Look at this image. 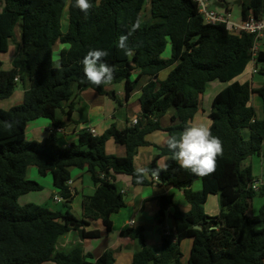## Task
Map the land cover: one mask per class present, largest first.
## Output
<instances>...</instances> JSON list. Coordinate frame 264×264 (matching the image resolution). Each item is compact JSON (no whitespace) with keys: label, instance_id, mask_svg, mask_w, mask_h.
<instances>
[{"label":"trees","instance_id":"16d2710c","mask_svg":"<svg viewBox=\"0 0 264 264\" xmlns=\"http://www.w3.org/2000/svg\"><path fill=\"white\" fill-rule=\"evenodd\" d=\"M239 2L244 20L264 19V0ZM91 3L93 8L85 14L75 7V0H0V55L7 54L11 46L15 49L10 68H5L0 58V102L14 94L19 81H30L20 103L9 109L0 106V264H115L110 250L93 262V255L80 245L60 249L59 242L71 231L81 239L100 237V230L88 229L95 220H101L111 231V215L126 206L125 194L116 184L120 175L129 176L134 185L175 186L184 191L191 204L190 211L184 212L176 206L173 195L156 198L160 222L176 206V239L164 235L158 249L147 245L144 227L121 232L122 237L142 243L132 264H264V202L257 213L252 211L255 197L264 199V181L255 189L253 183L258 179L244 167L249 157L264 159V83L256 91L263 101L260 118L251 103L255 88L250 82L234 81L253 59L254 35L233 33L225 24L207 23L196 0ZM65 10L68 28L63 31ZM137 17L143 18V23L132 31ZM17 26H21L20 37ZM121 35L128 36L132 55L125 56L116 47ZM60 43L69 47H64L54 61V48ZM169 44L172 54L165 58ZM97 48L109 51L104 59L115 70L112 81L99 87L87 80L81 62L90 49ZM256 63L264 75V49H260ZM171 67L166 79H157L161 71ZM144 77L147 83L140 97L137 124L130 121L120 129L114 123L102 135L84 129L78 143L59 144L56 132L66 123L57 111L63 110L68 120L72 119L75 105L70 103L65 110L64 103L72 98L74 83L118 102L116 93L107 90L108 85L125 82L128 99ZM215 80L230 83L215 97L210 114L211 131L223 142L215 172L200 177L179 167L166 144L158 148L146 167L160 170L158 180L151 173L138 180L135 156L140 147L150 144L149 133L163 129L159 119L175 109L172 121L179 123L165 130L169 136L179 137L198 112L208 83ZM41 117L52 121L53 130L41 140L28 141L29 122ZM110 139L126 147L125 156L107 152ZM162 156H167L164 169L158 165ZM29 162L42 176L52 175L66 212L19 203L20 197L43 189L38 181L28 178ZM72 167L86 168L97 185L95 193L83 200L82 217L73 215L68 207L75 194L69 186ZM197 178L202 180L200 191L190 188ZM217 194L221 210L208 215L204 206L210 195ZM189 238L192 247L185 263L181 242Z\"/></svg>","mask_w":264,"mask_h":264},{"label":"crops","instance_id":"0c3cea01","mask_svg":"<svg viewBox=\"0 0 264 264\" xmlns=\"http://www.w3.org/2000/svg\"><path fill=\"white\" fill-rule=\"evenodd\" d=\"M208 2L209 9L212 11H216L218 13L229 12L231 14L230 18L232 22L240 23L244 20L242 17V9L239 0H208ZM235 4H238L239 6L238 13H234ZM65 13L67 15V22L66 20L65 24L64 20L62 22L64 31H66L68 28L67 10H65ZM64 47H69V45L60 43L57 44L56 49L54 48V57L56 60L59 59L60 51ZM260 49H264V41L260 43ZM171 54L172 48L169 44L163 56L165 58H169ZM13 59L14 58H12V56L8 59L9 61H11V65ZM172 68L173 67L161 71L157 75V79H166ZM252 68L253 65L251 69H248L246 73L247 77L242 78L245 80H242L240 78V75L234 81H239L241 83L250 82L253 88H259L261 84L263 85L264 81L255 84L254 78L256 73L252 72ZM135 77L136 74H133L132 78L134 79ZM146 83L147 77H144L140 81L136 89H134V91L131 93V96L128 99L126 98L125 82L108 85L107 90L116 93L119 103L110 95H101L91 88L80 89L79 85L77 83H74L72 85L74 94L70 101L64 103L65 110H67V107L70 103H73L75 105V109L72 112V119L68 120L63 110L57 111L58 117H60L66 123L63 128L58 129L56 132L57 134H61L62 144H59L61 146H70L73 143H78L79 134L84 129H95L96 133H94V135H102L114 123L118 126V128L124 129L130 121L140 116V97L142 95L143 86ZM229 84L230 83H225L218 80L208 83L207 88L200 99V108L194 116L191 124L201 121L208 122L210 124L212 123L210 114L213 109V101L215 97ZM258 98H252L251 103L257 109L258 117L262 118L263 101L260 96ZM260 106L262 107V113H259ZM174 113L175 109H170L159 119L163 129L155 130L147 135V140L150 144L139 148V151L134 159L135 167H147L148 165H150L158 151V148L164 147L166 145V140L169 135L165 129L174 125V123H179L178 120L174 122L172 121V116L174 115ZM49 121L33 120L29 122L26 130V137L32 140H40L47 137L54 128L52 121ZM28 127L30 128L28 129ZM29 130L33 131V133L30 135H28ZM106 150L109 154L117 156L126 155V147L124 145L116 143L114 139H110L108 141ZM253 157L254 156L247 159L249 160L248 165L246 162L247 160L244 161V167H249L251 169L252 175ZM166 163L167 156H162L158 160V165L161 169H164L166 167ZM35 169V176L29 178L38 181L43 187L51 191V195L49 196L47 201L44 202L43 206L48 207L52 210L66 212L68 208L65 206L64 200H57V198H61V196L57 193L58 190L54 186L52 175L48 174L46 176H42L39 173L38 168L36 167ZM70 170L71 183H69V186L75 192L70 211L73 215L82 217L83 200L95 193L97 185L93 182L91 174L87 171L86 168L79 169L76 167H72ZM116 184L118 186L120 185L119 187L125 194L127 202L124 208L111 215V231H107L101 220L94 222V226H92L93 222H91V225L88 227V229L100 230V237L81 239L79 235L77 238L71 237V232H69L65 236L61 237L59 242L60 249H71L75 245H80L85 253H91L93 255V258L91 259L93 262L97 258H99V256H101L105 251L110 250L114 253L115 264H132L134 260V254L142 247V243L139 240L134 241L128 237H122L121 232L125 229L129 227H144L146 243L153 249H158L162 246L163 236L165 235V228L171 229V235L174 236L173 240L175 241V220L173 217V213L176 209V206L184 212H188L191 209V204H189V202L187 201L183 190L175 186L158 185L157 183L152 185H134L131 181V178L124 175L117 176ZM190 188H192L194 191H200L202 189L201 178H197ZM161 195H173L176 204V206H173L168 210L163 222L159 221V217L157 215L159 204L156 198ZM210 203L212 204V206H210L209 211H206L205 206L209 205ZM205 206L204 208L208 215L214 216L219 214L221 210L220 196L218 194L210 195ZM62 207H64L65 209L62 210ZM253 209L254 207L252 202V211ZM132 221L134 222L133 224ZM182 242L181 250L184 255ZM190 247H192V244L190 245ZM183 261L186 263L188 260L183 259ZM45 264L55 263L47 262Z\"/></svg>","mask_w":264,"mask_h":264},{"label":"clouds","instance_id":"9594fccd","mask_svg":"<svg viewBox=\"0 0 264 264\" xmlns=\"http://www.w3.org/2000/svg\"><path fill=\"white\" fill-rule=\"evenodd\" d=\"M99 0H97V6ZM75 7L87 14L92 8L91 0H75ZM143 18L137 17L132 25V31L140 29ZM128 36L121 35L116 47L123 50L125 56L132 55V49L127 44ZM107 49H90L82 59L84 74L89 82L100 86L111 82L114 77V67L110 66L104 58L109 56ZM166 144L174 153L179 167L190 170L196 176L204 177L215 172L217 158L223 154V142L211 131L208 122H194L188 125L177 137L171 135ZM137 179L142 180L150 173L159 176V169L135 167Z\"/></svg>","mask_w":264,"mask_h":264},{"label":"rangeland","instance_id":"374dc122","mask_svg":"<svg viewBox=\"0 0 264 264\" xmlns=\"http://www.w3.org/2000/svg\"><path fill=\"white\" fill-rule=\"evenodd\" d=\"M238 4H235L234 13H238L239 12V6H238ZM148 10H149V4L146 6V11H144L143 17L146 16V14L148 13ZM63 20H64V24H65V20L67 22V15H66V13L64 14ZM62 30L64 31V29H63V23H62ZM16 34L18 35V37L21 36V26H17L16 27ZM56 48H57V45H56L55 49ZM14 53H15L14 46H11V48L9 49V51H8L7 54H1L0 55V58L4 61V67L5 68L6 67H9L10 68V66H12L11 65V61H9L8 59L11 56L13 58L14 57ZM54 61H57L55 59V57H54ZM252 65H254L253 59L249 63V65H248L245 73L241 75V77H240L241 79L247 77L246 73H247L248 69H251ZM255 66H257V68L259 69V66L257 65V63H255ZM242 80H245V79H242ZM263 81H264V75L261 74L260 73V70H259L255 74L254 82H255V84H258V83H261ZM119 83H122V82H119ZM115 84H118V83H115ZM29 85H30V81H29L28 78H26V79H24L22 81H19L18 84H17V88H16L14 94L11 97L2 100L0 102V106L2 108H4V109H9L11 106L20 103L23 100V98H24L25 89ZM256 91H257V88H255V93L254 92L252 93V98H258L259 97V95H258V93ZM261 109H262V107L260 106L259 113H262L261 112ZM36 120H39V121H46L47 120V121H49L48 119H45V118H42V117L41 118H38ZM29 128L30 127H28V129ZM32 133H33L32 130H29L28 131V135H30ZM57 136L59 137V143L62 144L61 134L58 133ZM26 139L28 141H31L32 140V139H29L28 137ZM246 162H247V165H248L249 160H247ZM246 162H245V164H246ZM35 168H36L35 165H33L31 163H28V168H27V176H28V178L29 177H32V176L33 177L35 176V173H34V170H36ZM252 169H253V177H254V179H259L261 181H264V159L261 158L260 156L255 155L253 157V161H252ZM50 195H51V191L48 190V189H46L45 187H43V189L41 191H33V192H30V193H28V194L20 197L19 203L21 205H25V204H28V203H34V204H38V205H42L43 206L44 205V202L47 201V199L49 198ZM72 202H73V200L71 201L70 205L68 206L69 209H71ZM126 202H127V200H126ZM263 202H264V199L263 198H261L259 196L258 197H255V199L253 201V207H254L255 213L258 212V209L261 207V205H262ZM210 206H212L211 203L209 205H206L205 206L206 207V211H209ZM79 207H80V203H79ZM64 209L65 208L62 207V210H64ZM97 221L98 220L93 221V225L92 226H94V222H97ZM70 236L77 238L78 237V234L76 232H74V231H71ZM182 243H183L182 245H183V251H184V258L183 259H187L188 260L189 253H190V248H191L190 245L192 244V241H191V239H187V240L185 239Z\"/></svg>","mask_w":264,"mask_h":264},{"label":"built area","instance_id":"2783aa9c","mask_svg":"<svg viewBox=\"0 0 264 264\" xmlns=\"http://www.w3.org/2000/svg\"><path fill=\"white\" fill-rule=\"evenodd\" d=\"M199 6V12L203 15L204 19L209 24H225L227 29L233 33H242L246 32L249 34L254 35V44L252 46V56H253V68L252 72L256 73L259 71L257 66H255L256 58L260 51V43L264 41V19H256L254 17L249 18L248 20H244L240 23H234L231 21V14L228 13H218L216 11H212L209 9V2L208 0H196ZM138 118H134L132 120L133 124L138 123ZM93 134L96 133L95 129L90 130ZM155 180H158V177H155ZM71 183V180L69 181ZM263 183L261 180H257L253 183V187L258 189L260 184ZM58 201H61L62 198H57ZM134 222L132 221V224ZM165 235H171V229L165 228L164 229Z\"/></svg>","mask_w":264,"mask_h":264},{"label":"water","instance_id":"95a60500","mask_svg":"<svg viewBox=\"0 0 264 264\" xmlns=\"http://www.w3.org/2000/svg\"><path fill=\"white\" fill-rule=\"evenodd\" d=\"M197 229H199L200 228V226H195Z\"/></svg>","mask_w":264,"mask_h":264}]
</instances>
